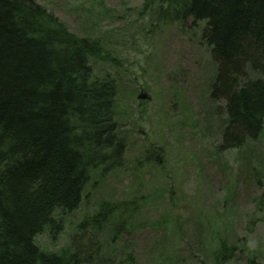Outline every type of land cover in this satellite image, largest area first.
<instances>
[{"label":"rangeland","instance_id":"374dc122","mask_svg":"<svg viewBox=\"0 0 264 264\" xmlns=\"http://www.w3.org/2000/svg\"><path fill=\"white\" fill-rule=\"evenodd\" d=\"M37 1L99 42L90 64L94 79L114 83L122 145L92 165L79 206L56 213L58 240L39 234L40 248L65 253L85 222L104 264H264V134L219 152L227 116L211 95L216 66L201 27L166 21L148 0ZM105 204L106 222L92 227Z\"/></svg>","mask_w":264,"mask_h":264},{"label":"trees","instance_id":"16d2710c","mask_svg":"<svg viewBox=\"0 0 264 264\" xmlns=\"http://www.w3.org/2000/svg\"><path fill=\"white\" fill-rule=\"evenodd\" d=\"M148 1L166 21L201 27L216 66L211 95L227 116L219 152L257 142L264 134V0ZM99 46L37 0H0V264L105 263L85 222L65 253H46L35 240L44 232L58 240L64 219L56 213L75 210L92 165L122 147L114 138V83L94 79L90 64ZM109 211L105 204L92 227ZM231 251L224 244L219 255Z\"/></svg>","mask_w":264,"mask_h":264},{"label":"water","instance_id":"95a60500","mask_svg":"<svg viewBox=\"0 0 264 264\" xmlns=\"http://www.w3.org/2000/svg\"><path fill=\"white\" fill-rule=\"evenodd\" d=\"M139 97L142 98V99H145V98L148 97V95L146 93H142V94L139 95Z\"/></svg>","mask_w":264,"mask_h":264},{"label":"bare ground","instance_id":"6f19581e","mask_svg":"<svg viewBox=\"0 0 264 264\" xmlns=\"http://www.w3.org/2000/svg\"><path fill=\"white\" fill-rule=\"evenodd\" d=\"M98 164H101V162H99Z\"/></svg>","mask_w":264,"mask_h":264}]
</instances>
